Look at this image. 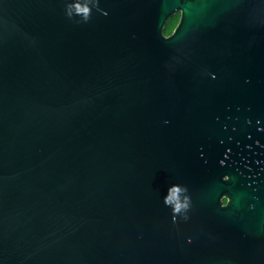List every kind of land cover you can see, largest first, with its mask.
Wrapping results in <instances>:
<instances>
[{
    "label": "water",
    "instance_id": "obj_1",
    "mask_svg": "<svg viewBox=\"0 0 264 264\" xmlns=\"http://www.w3.org/2000/svg\"><path fill=\"white\" fill-rule=\"evenodd\" d=\"M77 2L0 0V264H264V0Z\"/></svg>",
    "mask_w": 264,
    "mask_h": 264
},
{
    "label": "clouds",
    "instance_id": "obj_2",
    "mask_svg": "<svg viewBox=\"0 0 264 264\" xmlns=\"http://www.w3.org/2000/svg\"><path fill=\"white\" fill-rule=\"evenodd\" d=\"M99 6L100 0H91V4L77 2L67 5L65 14L67 18L72 20L80 17L79 20L75 21L78 24L88 23L92 18L93 10L99 11ZM165 123H168V121H165ZM230 203L231 201L225 198L221 207L226 209ZM164 204L172 210L173 223H178V218H181L184 222H188L191 219L190 213L194 210V207L192 197L186 185L174 184L170 186L164 198ZM251 208L254 209L255 204H252Z\"/></svg>",
    "mask_w": 264,
    "mask_h": 264
},
{
    "label": "trees",
    "instance_id": "obj_3",
    "mask_svg": "<svg viewBox=\"0 0 264 264\" xmlns=\"http://www.w3.org/2000/svg\"><path fill=\"white\" fill-rule=\"evenodd\" d=\"M178 18L179 15H173L166 21L165 26L163 28V32L165 35H169L172 32L173 28L175 27L178 21Z\"/></svg>",
    "mask_w": 264,
    "mask_h": 264
},
{
    "label": "rangeland",
    "instance_id": "obj_4",
    "mask_svg": "<svg viewBox=\"0 0 264 264\" xmlns=\"http://www.w3.org/2000/svg\"><path fill=\"white\" fill-rule=\"evenodd\" d=\"M175 15H179L178 13H176Z\"/></svg>",
    "mask_w": 264,
    "mask_h": 264
}]
</instances>
